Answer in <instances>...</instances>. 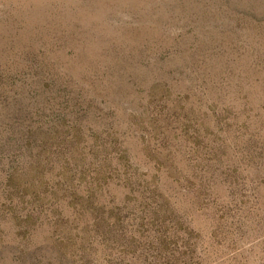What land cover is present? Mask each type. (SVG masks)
<instances>
[{"label":"rangeland","instance_id":"374dc122","mask_svg":"<svg viewBox=\"0 0 264 264\" xmlns=\"http://www.w3.org/2000/svg\"><path fill=\"white\" fill-rule=\"evenodd\" d=\"M0 264H264V0H0Z\"/></svg>","mask_w":264,"mask_h":264}]
</instances>
